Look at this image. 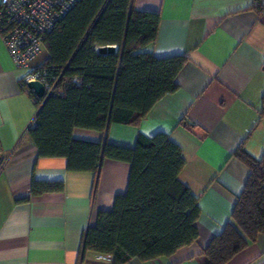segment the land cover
<instances>
[{
	"label": "crops",
	"instance_id": "obj_1",
	"mask_svg": "<svg viewBox=\"0 0 264 264\" xmlns=\"http://www.w3.org/2000/svg\"><path fill=\"white\" fill-rule=\"evenodd\" d=\"M133 6L159 14L154 41L140 51L186 56L178 87L136 124L110 123L106 136L78 126L71 133L127 147L139 133H167L185 157L179 179L198 197V235L169 255L122 264H207L202 249L232 221L249 174L235 152L260 158L264 150V8L257 0H133ZM46 57L42 47L28 68L18 67L0 38V264H112L110 254L86 250L81 257V238L97 212L112 209L116 194L125 192L130 165L104 158L93 187L91 171L67 169L65 157L37 156L27 130L38 107L24 78ZM34 179L62 181L63 188L32 194ZM225 264H264V234Z\"/></svg>",
	"mask_w": 264,
	"mask_h": 264
},
{
	"label": "trees",
	"instance_id": "obj_2",
	"mask_svg": "<svg viewBox=\"0 0 264 264\" xmlns=\"http://www.w3.org/2000/svg\"><path fill=\"white\" fill-rule=\"evenodd\" d=\"M257 6L264 8L258 0ZM158 22L157 12L136 9L133 0H77L42 43L47 57L39 66L57 81L44 101L29 89L38 111L27 134L37 156L65 157L67 169L91 171L93 187L104 158L130 165L125 192L116 194L112 209L97 212L95 226L84 229L81 257L91 250L110 254L112 264L131 257L146 260L169 255L198 235V197L179 179L185 157L167 133H139L131 147L105 137L77 139L71 133L78 126L106 136L110 123L136 124L160 97L177 89L176 75L186 56L140 51L154 41ZM111 44L115 52L99 51ZM260 115L264 117V92ZM235 155L249 174L232 221L202 249L207 264H225L264 234V150L260 158L244 150ZM62 188V181L31 183L32 194Z\"/></svg>",
	"mask_w": 264,
	"mask_h": 264
},
{
	"label": "built area",
	"instance_id": "obj_3",
	"mask_svg": "<svg viewBox=\"0 0 264 264\" xmlns=\"http://www.w3.org/2000/svg\"><path fill=\"white\" fill-rule=\"evenodd\" d=\"M77 0H0V38L13 62L28 68L40 52L44 37L55 22ZM38 80L44 88L43 101L52 92L57 78L45 68H29L24 78L27 83ZM34 95L33 90H31ZM37 96V95H36Z\"/></svg>",
	"mask_w": 264,
	"mask_h": 264
},
{
	"label": "water",
	"instance_id": "obj_4",
	"mask_svg": "<svg viewBox=\"0 0 264 264\" xmlns=\"http://www.w3.org/2000/svg\"><path fill=\"white\" fill-rule=\"evenodd\" d=\"M99 51L102 52H110L113 53L116 51V46L111 44V45H103L99 47ZM26 85L28 86L29 89L33 90L34 93L38 96V97H42L43 93H44V88L43 85L40 81L38 80H31L28 81L26 83ZM0 159H1V155H0Z\"/></svg>",
	"mask_w": 264,
	"mask_h": 264
}]
</instances>
